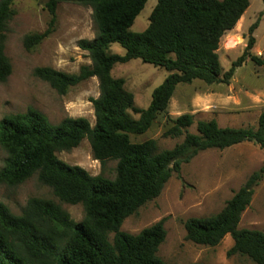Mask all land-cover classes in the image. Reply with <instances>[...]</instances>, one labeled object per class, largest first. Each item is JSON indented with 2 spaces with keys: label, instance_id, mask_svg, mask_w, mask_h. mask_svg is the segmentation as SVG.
I'll use <instances>...</instances> for the list:
<instances>
[{
  "label": "trees",
  "instance_id": "obj_1",
  "mask_svg": "<svg viewBox=\"0 0 264 264\" xmlns=\"http://www.w3.org/2000/svg\"><path fill=\"white\" fill-rule=\"evenodd\" d=\"M145 1L45 0L46 27L22 37L27 51L47 37L60 2L90 6L95 33L76 41L89 63L73 73L49 66H35L31 73L59 95L95 77L98 94L89 98L92 125L82 116H64L50 123L31 107L0 117V149L4 154L0 184L16 186L35 174L59 202L79 203L83 209V217L74 221L49 198L31 196L16 214L0 202V264H165L156 254L165 236L163 219L135 234L118 229L122 220L156 197L171 173H178L181 165L199 151L247 141L264 152V105L255 127H221L210 118L196 120L194 132H189L193 117L182 113L166 117L162 135L182 137L172 147L157 150L152 138L130 140V135L144 133L156 117L166 113L175 85L195 79L205 84H226L235 67L246 59L264 70V58L253 53L252 35L264 11V0L263 8L247 28L241 53L224 71L217 55L220 38L240 20L248 0H155L145 27L131 31L129 27ZM12 2L0 0V82L11 71L3 43L7 21L13 14ZM111 43L123 48V53L110 52ZM134 58L168 71L151 90L143 108L133 105V95L125 89L123 79L111 75L114 64ZM83 138L99 164L115 161L112 178L91 175L56 157L57 151L76 147ZM263 176L264 159L217 212L184 219V238L197 245L214 246L228 234L232 243L226 255L237 253L255 264H264V232L237 227L241 212ZM108 233H112L111 240Z\"/></svg>",
  "mask_w": 264,
  "mask_h": 264
},
{
  "label": "rangeland",
  "instance_id": "obj_2",
  "mask_svg": "<svg viewBox=\"0 0 264 264\" xmlns=\"http://www.w3.org/2000/svg\"><path fill=\"white\" fill-rule=\"evenodd\" d=\"M44 1L13 0L11 4L13 14L7 21L3 43V52L9 60L11 71L0 82V117L31 107L43 113L50 123H57L64 116H82L92 125L93 113L89 98L98 94L95 77L59 95L31 73L35 66H49L73 73L80 65L89 63L86 52L76 46V41L91 38L95 33L91 8L74 2L58 3L51 33L27 51L22 46V37L27 33L40 32L46 27L48 14ZM248 1L245 14L233 26L234 32L224 35L219 41L217 55L221 71L226 70L230 62L241 53L247 28L263 8L262 0ZM154 3L155 0L145 1L129 27L131 31H140L145 27ZM254 36L264 58V11L258 19ZM109 51L122 54L124 50L118 44L111 43ZM247 60L235 67L226 84H205L195 79L190 83L175 85L166 113L156 117L144 133L130 135V140L152 138L157 150L172 147L182 137L162 135L167 127L166 117L182 113H189L193 117L189 132H194L196 120L210 118L221 127H255L257 115L264 105V70ZM167 73L164 68L143 63L137 58L116 63L111 69L112 76L123 79L125 89L133 95V105L139 108L147 105L151 90ZM130 114L137 117L136 114ZM3 155L0 149V164ZM55 155L67 164L84 168L91 175L101 174L107 178L114 175L115 161L106 160L99 164L92 158L86 138L76 147L57 151ZM263 159L264 152L247 141L223 149L199 151L181 165L178 173H171L156 197L125 217L118 229L135 234L143 227L163 219L165 236L156 254L165 264H255L244 255H226L232 243L228 234L214 246L197 245L184 238L182 223L188 217L217 212L247 175L260 166ZM31 196L56 201L74 221L83 217L81 204L59 202L50 188L37 181L35 174L16 186L0 184V202L12 213H19L26 199ZM237 227L264 232V176L254 187L249 204L240 214ZM111 237L112 233H108V240Z\"/></svg>",
  "mask_w": 264,
  "mask_h": 264
},
{
  "label": "crops",
  "instance_id": "obj_3",
  "mask_svg": "<svg viewBox=\"0 0 264 264\" xmlns=\"http://www.w3.org/2000/svg\"><path fill=\"white\" fill-rule=\"evenodd\" d=\"M248 5H249V1H248ZM248 8V6L246 7V9ZM245 9V10H246ZM245 10L243 11V13L242 14H245ZM242 14H241V16L240 17H242ZM239 17V18H240ZM255 29H256V27L253 29V32H252V35H253V37H254V39H255V41H254V49H256L253 53L254 54H256V55H258V56H261L262 57V53H261V51H260V48L258 47V45H257V39L255 38V36H254V31H255ZM234 32V30H233V28L231 29V30H229L228 32H226L225 34H223L222 36H221V38L224 36V35H226V34H228V33H230V32ZM220 38V39H221ZM258 52H260V54H257Z\"/></svg>",
  "mask_w": 264,
  "mask_h": 264
}]
</instances>
